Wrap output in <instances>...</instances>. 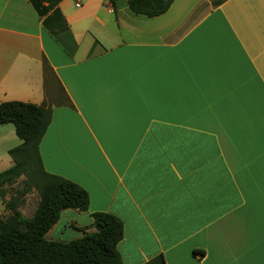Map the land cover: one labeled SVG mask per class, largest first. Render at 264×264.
<instances>
[{"label":"crops","instance_id":"0c3cea01","mask_svg":"<svg viewBox=\"0 0 264 264\" xmlns=\"http://www.w3.org/2000/svg\"><path fill=\"white\" fill-rule=\"evenodd\" d=\"M15 101L52 110L45 170L90 197L50 240L93 233L103 212L123 222V264H264V0H175L155 18L128 0H63L43 18L0 0V103Z\"/></svg>","mask_w":264,"mask_h":264},{"label":"trees","instance_id":"16d2710c","mask_svg":"<svg viewBox=\"0 0 264 264\" xmlns=\"http://www.w3.org/2000/svg\"><path fill=\"white\" fill-rule=\"evenodd\" d=\"M63 0H30L43 18L57 11ZM175 0H128L137 15L155 18L168 12ZM45 72H50L45 60ZM52 122V110L45 105L24 102L0 103V126L12 124L21 144L9 150L13 165L0 173V193L24 177L22 189L5 202L9 215L0 218V264H123L117 249L124 235L121 219L98 212L92 214L93 233L70 242L50 240L48 233L64 210L87 212L88 192L78 184L45 170L40 144ZM36 190L40 200L34 215L19 211L24 198ZM196 255V253H194ZM146 264H166L159 255Z\"/></svg>","mask_w":264,"mask_h":264},{"label":"rangeland","instance_id":"374dc122","mask_svg":"<svg viewBox=\"0 0 264 264\" xmlns=\"http://www.w3.org/2000/svg\"><path fill=\"white\" fill-rule=\"evenodd\" d=\"M10 125L9 127H11L12 129V132H11V142H9L7 145L8 147H10L11 149L12 148H15L17 147L18 145L21 144L20 140L17 139V135H16V132H15V128L12 124H8ZM14 140L15 144L12 143V141ZM13 144V145H12ZM9 155V154H8ZM0 156L2 158H6V153H5V150L2 148L1 151H0ZM11 158V157H10ZM13 165V163H11V166ZM0 168L1 170H5L6 167H4V165H0ZM25 178L22 177L20 178L19 180L16 181L15 184H13L10 188H8L10 190V194H11V198L15 195V193L22 189L23 187V182H24ZM39 195L37 193L36 190H32L28 195H26V197L24 198V203L21 205V206H25V211H26V215L27 216H30L33 214V212L35 211L36 209V206L39 202ZM2 203V200H1V197H0V204Z\"/></svg>","mask_w":264,"mask_h":264}]
</instances>
